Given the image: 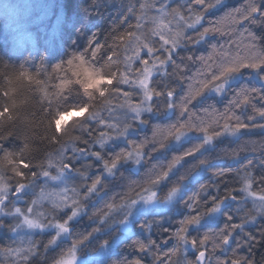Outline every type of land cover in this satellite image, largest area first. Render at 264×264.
Wrapping results in <instances>:
<instances>
[{"label":"clouds","instance_id":"1","mask_svg":"<svg viewBox=\"0 0 264 264\" xmlns=\"http://www.w3.org/2000/svg\"><path fill=\"white\" fill-rule=\"evenodd\" d=\"M27 3L0 0V10ZM166 19L170 28L157 32L151 20L119 52L89 58L91 87L84 73L50 91L0 74V229L15 238L0 244V264H264L253 251L264 241V118L253 102L264 104V72L248 69L258 87L235 86L239 66L211 79L228 61L264 59V13L248 21L259 35L245 27L251 50L222 42L228 55L207 63L216 43L186 34L199 23ZM203 45L206 55L188 52ZM136 48L150 76L133 67L143 60ZM173 55L198 66L208 87L190 90ZM249 89L247 106L230 105ZM248 107L245 122L236 110ZM117 248L136 255L117 258Z\"/></svg>","mask_w":264,"mask_h":264},{"label":"trees","instance_id":"2","mask_svg":"<svg viewBox=\"0 0 264 264\" xmlns=\"http://www.w3.org/2000/svg\"><path fill=\"white\" fill-rule=\"evenodd\" d=\"M159 1L162 0H155V9L146 10L155 13L160 8ZM192 1L195 4L194 0ZM223 1L215 9H208L206 5L202 6L200 12L198 11L202 13L201 24L197 29L186 34L194 36L204 28L213 26L217 19L224 16L227 11L241 8L245 4V0ZM145 2L150 3L151 0H111V2L110 0H28V3L18 13L13 14V10L10 8L0 10V74L7 75L13 81L22 80L24 86L38 91L61 88L60 86L66 81L77 79L78 74L84 73V69L92 70L88 62L89 58L93 56L105 58L112 55L114 50L119 52L120 46L126 42H133L132 39L123 41L117 37L130 32L136 33V35L140 34L141 28L137 29L136 27L137 15L141 14L140 4ZM167 2L164 0L163 3L167 4ZM261 6L264 7V0H261ZM130 7L134 8L133 12L128 11ZM235 27L236 31L231 35L210 32L205 36V40L208 41V44L215 42L217 49L221 51L224 50L221 47L222 42L229 50L239 48L243 51L242 47H238L236 43H228V41L239 40L240 34L243 32V43H249L245 27L256 32L257 35L261 31L244 21ZM98 45L99 47H97ZM25 47L31 51L23 60L17 59V53ZM83 47L87 48L88 56L83 58L81 66V61L77 57L81 56L79 51ZM193 50L197 54L204 52L206 55L210 49L208 45H203L196 46L195 49L190 47L188 52H193ZM186 54L181 51L180 56ZM173 59L181 64V75L193 76L196 73L198 66L189 64L185 68V62L180 57L173 55ZM69 60L72 61V64L68 63ZM53 64L55 65L53 66ZM133 67H141L140 61L134 62ZM168 71H172V66L168 67ZM242 83H247L250 87L259 86V81L251 73V70H244L241 79L235 86L238 87ZM71 86L69 83L61 89ZM196 87H199L198 83ZM230 98L231 94L224 100L218 99V107L222 109ZM253 102L257 107L264 106L259 100ZM251 114L250 107L243 111L236 110V115L245 119V122H247V116ZM227 180H231V177H228ZM4 231V235L7 234L11 237L10 232L6 229ZM245 251L247 250L245 249ZM253 251L257 258L264 256V241H261ZM51 252L53 251L48 254ZM116 254L117 258L127 255L130 259L136 255V252L127 248H117Z\"/></svg>","mask_w":264,"mask_h":264},{"label":"snow or ice","instance_id":"3","mask_svg":"<svg viewBox=\"0 0 264 264\" xmlns=\"http://www.w3.org/2000/svg\"><path fill=\"white\" fill-rule=\"evenodd\" d=\"M194 2L197 5H206L208 9H211L213 7L220 6L223 3V0H216V2L214 4L210 3V2L206 3V0H194ZM155 7H156L155 0H151L150 3L145 2V3L140 4L141 14L137 15V25H136L137 29L142 27V25L140 23V21L142 19H149V20L154 21L155 22L154 27H155V30L157 32H162L164 29L170 28V24L168 23V21H167V23L165 22L167 20L166 18L169 16L173 17L174 19L181 20V21L187 19L189 22H191L192 19H195L198 23H200L202 20V13L196 12L191 7H189V9H188V12H189L188 16L183 15L181 13L180 8H175V9H172L171 11L167 10L164 3H161L160 8L158 9V14L155 16H147L146 13L143 11L145 9H148V10L155 9ZM128 11L133 12L134 8L130 7L128 9ZM261 13H264V7H262L261 4H259V5L256 4L255 0H247V2L241 8H236V9H232V10L227 11L224 14V16L219 17L217 19L216 23L213 26L204 28L203 31L201 32V35L206 36L210 32L231 35L232 33H234L236 31L235 26L240 24L241 21H244L247 23L249 21V19H251L252 17L259 15ZM158 17H159V19H157ZM249 35L250 34L248 33V37H249ZM137 37H139V36H137L136 33L130 32L124 36L117 37V39L127 41L128 39L134 40ZM161 39H162V41L167 43V37L162 36ZM243 39H244V36H243V32H242L240 34V39L236 40V41H231V43H236L238 47H242L246 50H251L252 46L249 43L244 44ZM146 46L148 49L151 48L150 45L146 44ZM135 50L137 52H140L143 55L147 56V51L146 52L142 51L140 48H136ZM251 54L256 55L255 52H251ZM169 55H171V52L169 53ZM214 55H220V56L226 57L228 55V53L225 50L221 51V50H218L217 48L214 47L213 53L210 54L209 57H207V58L201 57L200 59L202 61H204L205 63H207L208 61H210L213 58ZM172 58H173V56H172ZM77 59H79L81 61V66H82L83 65V57L79 56V57H77ZM68 63L72 64V61L69 60ZM140 64H141V67H137L136 71L137 72L143 71L150 76L151 68L149 67L150 61L148 60V58L140 61ZM238 66L241 68H244V70H248L250 68V69L262 71V70H264V59H257L254 61L244 60L239 65H237L235 60L228 61L225 64H223L220 69L213 71L211 79L213 81L224 79L228 74L235 71ZM57 67H59V65H57ZM84 74H85V76H87L89 78V83L86 85V87L94 86L95 84H97L99 82V77H97L96 79H92V77L95 75L92 72V70L84 69ZM125 75H127V74H125ZM141 78L143 79V77H141ZM190 80H191V83L189 84V88L192 91H197L198 88L208 87V81L204 80L202 82L200 79V73L199 72L194 73L193 76L190 77ZM69 83H71V81H66L60 87L61 88L66 87L67 84H69ZM197 83L199 84V87H196ZM249 91H251V90L249 89V90L243 91L242 95H238L232 101H230V105L233 107L237 104L241 105V106H247L251 100V97L248 95ZM169 95H172V93L169 92ZM256 111L258 113H260V118H264V106L257 107ZM211 115L212 114H210V116ZM64 264H71V260L64 259ZM137 264H138V262H137Z\"/></svg>","mask_w":264,"mask_h":264},{"label":"rangeland","instance_id":"4","mask_svg":"<svg viewBox=\"0 0 264 264\" xmlns=\"http://www.w3.org/2000/svg\"><path fill=\"white\" fill-rule=\"evenodd\" d=\"M168 2H167V4H165V6H166V8H167V10H169V11H171L172 9H175V8H180V10H181V13L183 14V15H185V16H188L189 15V12H188V9H189V7H191L192 9H194L196 12H200V9H202V6H204V5H197V4H194L193 3V1L192 0H167ZM164 2V0H162V1H159L158 3H163ZM207 2H214V0H206V3ZM224 2V1H223ZM199 7H201V8H199ZM217 7H219V6H217ZM217 7H213V9H215V8H217ZM158 10V9H157ZM156 10V12L155 13H153V12H148L146 9L145 10H143L145 13H146V15L147 16H155V15H157L158 14V11ZM166 23H167V20L165 21ZM141 25H142V27H141V30L145 27V26H151V20H149V19H142L141 20ZM201 24V22L196 26V28L195 29H197L198 28V26ZM170 27H171V25H170ZM195 29H193V30H195ZM193 30H189V31H193ZM188 31V32H189ZM141 35V32H140V34H138L137 36H140ZM154 39H156L157 41L159 40V37H155ZM143 51H145L146 52V50H143ZM142 58L143 59H147V56H145V55H142ZM257 80H258V78H257ZM259 81V80H258ZM257 122H259V121H257ZM5 222H9V221H5ZM4 229H0V237L1 238H3L2 239V244H6L7 242H9V241H11V240H13V239H15L12 235H11V237L9 236V235H4ZM47 235L48 234H45L41 239H42V241L43 240H46L47 239ZM37 236H39V234H37ZM21 238H26V237H21ZM51 249V248H50ZM49 249V250H50ZM48 250V252L46 253V255L50 252ZM33 259H35V257L33 258ZM64 259H68V260H71L72 258L71 257H68V256H65L64 257Z\"/></svg>","mask_w":264,"mask_h":264},{"label":"flooded vegetation","instance_id":"5","mask_svg":"<svg viewBox=\"0 0 264 264\" xmlns=\"http://www.w3.org/2000/svg\"><path fill=\"white\" fill-rule=\"evenodd\" d=\"M3 238L0 237V242L2 241ZM49 251H54V249H50Z\"/></svg>","mask_w":264,"mask_h":264}]
</instances>
